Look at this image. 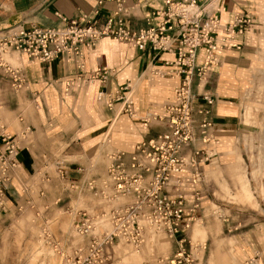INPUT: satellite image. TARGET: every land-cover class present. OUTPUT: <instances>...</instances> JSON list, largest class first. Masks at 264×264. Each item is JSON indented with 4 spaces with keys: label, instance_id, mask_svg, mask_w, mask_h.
Instances as JSON below:
<instances>
[{
    "label": "built area",
    "instance_id": "1",
    "mask_svg": "<svg viewBox=\"0 0 264 264\" xmlns=\"http://www.w3.org/2000/svg\"><path fill=\"white\" fill-rule=\"evenodd\" d=\"M106 1L115 2L117 11L102 24L87 16L83 22L60 16L68 24L63 31L15 27L0 32V83H7L15 94L29 91L23 63L13 64L10 60L15 53L27 56L29 62L43 64L61 55L82 59L83 48H94L103 38H111L142 52L152 49L157 54L176 56L174 61L166 63L172 69L165 74L181 78V84L175 91L174 101L164 106L166 115L154 116V121L165 123V132L143 141L131 153H110L104 179H91L80 185L68 178L64 163H58L59 178L68 180L71 189L88 190L97 205L75 213L79 244L71 249L62 248L58 242L51 244L57 250L58 264H109L114 261L119 244L139 249L152 235L157 239L165 235L177 247L169 264H198L188 233L202 207L203 195L197 186L205 178V167L217 159L220 145L214 128L213 109L217 100L199 91L211 82L213 67L221 64L219 49L237 47L231 42L245 32L251 20L239 14L233 23L224 25L220 19L224 8L220 5L209 10V3L204 0H166V8L154 14L163 18L160 25L135 30L126 26V0H97L99 5ZM220 32L224 36L218 45ZM200 51L205 55L202 65L197 64ZM115 75V70L101 68L79 80L85 83L98 80L105 84ZM71 85L67 84V92ZM103 97L100 93L98 101ZM117 106H120V115L136 116L130 81L115 97L109 98L107 107L117 112ZM142 124L147 129L151 120L144 119ZM18 137L1 136L0 211L5 207L4 185L10 182L19 166ZM45 179L50 182L51 178L45 174ZM106 224L111 226V231L106 229ZM47 236L50 240L51 235ZM243 264L262 262L256 254Z\"/></svg>",
    "mask_w": 264,
    "mask_h": 264
},
{
    "label": "crops",
    "instance_id": "2",
    "mask_svg": "<svg viewBox=\"0 0 264 264\" xmlns=\"http://www.w3.org/2000/svg\"><path fill=\"white\" fill-rule=\"evenodd\" d=\"M165 1L126 0L125 7L128 9L125 17L126 26L139 30L160 25L163 18L154 14L166 8ZM205 1L210 3L212 0ZM220 6L224 8L220 19L222 22L225 16V24L233 23L239 14L251 20V25L245 32L242 35H236L234 42L237 47L219 49L221 64L216 68L213 67L214 74L211 82L203 91H199L202 94L212 95L217 100L213 109L214 128L216 136L221 141L224 134L238 133L240 125L235 112L226 110L237 106L240 103V97L235 95L238 84L233 83L232 79L222 77L223 62L233 73L251 67L252 58L259 54L262 49L261 40L264 39V0H221ZM97 11L99 14H96ZM116 11L117 4L108 1L99 5L97 0H0V32L15 27L26 30L39 27L63 31L68 24L60 16L79 22H83L84 16H87L89 20L102 24L113 18ZM217 42L221 45L219 40ZM83 51L82 59L74 55H61L58 59L44 64L23 61L29 84L26 96L33 104V107L28 105L31 112L28 116L29 126L34 130L36 135L34 139L37 141H34L32 137L26 138L25 142L28 141L29 144L34 142L39 146L43 143L66 144L70 148L69 159L73 162L66 163L65 169L68 172V178L78 182L87 171V167L78 160L91 159V168L97 170L106 164L108 160L105 159L110 152L131 153L143 141L165 132L166 125L163 122L155 126L149 125L145 129L142 121L149 120L150 116H165L164 106L174 101L175 91L181 84V78L176 76L171 78L165 74L172 69L166 63L175 60L174 54H157L152 49L142 52L128 43H119L108 38L100 40L94 48H83ZM204 56V52L200 51L197 58L198 65L203 64ZM10 60L13 64H18L11 56ZM80 65L83 67L80 68ZM101 68L115 70L116 75L110 77L105 84L98 80H90L87 83L79 80L81 76L87 77ZM159 71L162 73L161 76L154 74ZM128 81L131 82L135 91L136 103L134 93L133 98L137 117H131L128 114L117 115L115 110L107 107L109 98L115 97ZM69 83L72 85L67 92ZM0 88L10 90L5 82L0 83ZM100 93H103L104 97L103 100L98 101ZM0 118H3V123L15 133L14 136L22 132L23 123L21 122L24 120L18 121L14 113L5 107H0ZM118 119L119 125L110 133L111 141L108 143L102 141V137L109 132L114 121ZM1 136L2 134H0V145H2ZM20 148L18 169L10 182L4 185V209L19 205V201L23 198V181L32 179L36 174V160L31 147L21 146ZM218 148V157L215 161H218L221 155ZM249 197H251L250 194ZM258 206L257 200V205L253 208ZM202 210L201 208L198 213ZM58 213L61 211L56 212L55 221L58 220ZM29 216L31 214H27L18 223L23 231L33 238L28 242L32 243L29 264L31 258L39 254H41L40 258L45 256L43 262L53 253L41 244L37 234L31 231L33 224ZM57 224L62 227L63 221L59 219ZM206 230L207 239L209 233L218 235L222 232L217 222L213 228H206ZM235 230V234L231 237L214 238V245L212 244L206 252L207 263L243 264L258 254L264 264V216H260L247 225L235 227ZM64 234H69L74 241L78 239L77 235ZM173 245L176 252L175 242ZM55 264L58 262L56 261Z\"/></svg>",
    "mask_w": 264,
    "mask_h": 264
},
{
    "label": "rangeland",
    "instance_id": "3",
    "mask_svg": "<svg viewBox=\"0 0 264 264\" xmlns=\"http://www.w3.org/2000/svg\"><path fill=\"white\" fill-rule=\"evenodd\" d=\"M213 1L216 5L221 2V0ZM261 47L259 54L252 58L251 67L247 70L233 73L223 62L222 77L232 79L233 83L238 84L235 95L240 97V103L237 106L226 110L235 112L240 125L238 133L222 136L221 145L218 148L221 155L218 161L207 166L206 178L197 186V190H200L203 195L201 207L203 210L198 213L199 220L188 235L192 242L194 256L199 261L198 264H208L206 252L213 244L214 238L231 237L235 234V227L247 225L260 216H264V39L261 40ZM11 57L15 60L19 58L17 53L12 54ZM29 104L33 107L26 93L15 94L7 88H0V107L13 112L18 121L23 119L24 121L20 122L23 123L24 136H27V139L33 137L36 141L34 130L29 126L28 116L31 113ZM119 119L114 121L109 132L102 137V141L107 143L111 141V130L119 125ZM149 120L152 126L159 124L154 121V116H150ZM0 121V134H2L8 130V126L3 123V118H0ZM18 134V145L31 147L36 160V174L32 179L23 181V198L19 201V205L6 207L0 211V264H29L32 243L28 242L33 238L27 235L18 224L27 214H31L29 216L33 224L31 231L37 234L38 238L43 230L45 233V230L50 231L48 234L51 235V239L47 240L48 248L53 247L51 243L58 242L62 248L71 249L81 242L80 238L74 241L69 234H64L77 235L74 232L75 213L97 205L96 199L88 190L71 189L68 180L59 178L58 163L63 162L66 165L73 162L69 159L70 148L66 144L43 143L40 146L35 145L34 142L29 144L28 141L27 143L26 140L24 141L23 136L20 135L21 132ZM87 160H78L87 167L80 185L87 180L107 177L109 156L105 159L108 163L106 162L97 170L91 168V159L87 158ZM45 174L51 177L50 182L46 181ZM248 193L253 198L249 197ZM257 200L259 206L253 208L257 205ZM58 211H61L58 213V220L63 221L62 227L58 226V220L55 221V214ZM202 220L204 224H201ZM216 222L220 229L222 228V232L218 235L209 233L207 239L206 228H213ZM104 226L110 230L108 224ZM204 245L206 246L203 251ZM115 252V259L109 264H169V260L175 253V247L173 241L165 235H160L158 239L148 241L139 249L121 243ZM40 255L33 256L30 264L59 262V258L53 254L42 262L45 256L40 258Z\"/></svg>",
    "mask_w": 264,
    "mask_h": 264
},
{
    "label": "bare ground",
    "instance_id": "4",
    "mask_svg": "<svg viewBox=\"0 0 264 264\" xmlns=\"http://www.w3.org/2000/svg\"><path fill=\"white\" fill-rule=\"evenodd\" d=\"M220 5V4H219ZM219 5H216L215 3H214V1L212 0V1H210V3H209V6H208V9L209 10H211V9H216V8H218V6ZM225 23H226V18H225V16L223 17V19H222V24H224L225 25ZM220 38H219V44H221V42H222V37L224 36V33L223 32H220ZM109 40H112V41H115V42H119V43H124V42H121V41H119V40H116V39H111V38H108ZM235 42H231V44H234ZM18 56H19V58L18 59H16V61L18 62V63H23V61H28V59H27V56H25V55H19L18 54ZM29 62V61H28ZM216 68V67H215ZM155 75H162V73H160V71L159 72H156V73H154ZM204 83V82H203ZM203 84L201 85V88H200V90H202L203 89ZM131 87H132V85H131ZM133 88V87H132ZM133 93H134V96H135V91H134V88H133ZM67 95V94H66ZM135 103H136V96H135ZM136 107V106H135ZM119 113H120V106H117V115H119ZM118 117H120V116H118ZM135 117H137V114H136V116ZM2 134H4V135H8V136H12V135H14L15 133H13L9 128H8V130H5ZM19 135V134H18ZM20 135H22L23 136V139H24V141L26 140V138H27V136H24V134H23V132H21V134ZM220 145H221V141H220ZM220 147V146H219ZM110 155V154H109ZM108 155V156H109ZM207 166L205 167V178H206V174H207ZM198 220H199V218H197L196 219V222H195V224H194V226L196 225V223L198 222ZM201 224H204V220H202L201 221ZM110 226V225H109ZM194 226H193V228H194ZM46 231V233L44 232V230H43V232H42V235L39 237L40 238V243L41 244H43L44 246H46V247H48L49 246V243H48V236L47 235H49L50 236V234H48V232H50L49 230H45ZM109 231H111V226H110V230ZM156 237L157 236H154V235H152L151 236V238L148 240V241H153V240H155L156 239ZM205 246L206 245H204L203 246V248H202V250H204L205 249ZM50 249V251H52V253L53 254H55V256H57V250L56 249H54V247H50L49 248ZM58 257V256H57ZM59 258V257H58ZM59 263V262H58Z\"/></svg>",
    "mask_w": 264,
    "mask_h": 264
}]
</instances>
